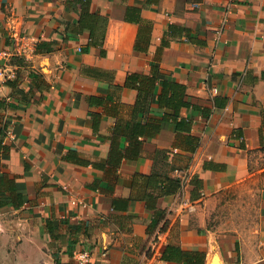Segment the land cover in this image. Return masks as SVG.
I'll return each mask as SVG.
<instances>
[{"label": "crops", "instance_id": "0c3cea01", "mask_svg": "<svg viewBox=\"0 0 264 264\" xmlns=\"http://www.w3.org/2000/svg\"><path fill=\"white\" fill-rule=\"evenodd\" d=\"M127 6L139 22L124 19ZM79 11L0 0V264H80L82 250L84 264H184L161 258L167 244L203 251L204 264H264V0H90L107 18L101 45L74 26ZM152 64L204 112L182 108L189 131L169 123L113 172L107 137L135 99L125 78ZM156 171L179 187L152 200ZM186 200L193 210L181 211Z\"/></svg>", "mask_w": 264, "mask_h": 264}, {"label": "trees", "instance_id": "16d2710c", "mask_svg": "<svg viewBox=\"0 0 264 264\" xmlns=\"http://www.w3.org/2000/svg\"><path fill=\"white\" fill-rule=\"evenodd\" d=\"M80 7L77 22L74 23L78 28H87L89 30V45H101L104 37L107 18L96 11H90V0H72ZM158 0H144V4L156 3ZM187 1V0H183ZM124 19L129 22H139L141 20L140 8L136 6H127L125 9ZM180 30L188 33L189 29L170 23L168 31ZM162 45H165L164 40ZM135 48L141 49L137 43ZM100 73H102L100 71ZM123 86L135 90V99L130 105L126 116H119L116 122L112 125L110 135L107 137L109 142L108 155L103 163L113 169L115 172L124 159H136L142 151L144 139L157 134L162 128L172 123L175 132L189 131L191 120L181 116L182 108L191 107L193 109L204 112L197 104L191 103L186 98L185 85L179 81L161 78L159 76V67L155 64L151 65L149 73L130 72L125 78ZM115 89H120L121 85L115 84ZM156 96V108L152 106V101ZM111 100L110 91L103 95H94L88 98L89 103L101 104ZM6 124L0 130V150L7 152L5 136ZM5 128V129H4ZM260 150L264 151V145L261 144ZM163 150L157 149L155 154L161 160ZM83 164H88L90 161L76 160ZM153 184L156 188V194H152V200L156 195L167 194L174 185V188L179 187L178 180L167 175H161L159 171L152 174ZM191 182L196 186L200 185L199 181L191 179ZM10 195L14 196L17 201H13V206L18 207L22 204L21 194L18 193L15 187H8ZM0 205L5 203L0 202ZM164 260L183 262L184 264H204L205 253L199 250H186L177 245L167 244L161 254Z\"/></svg>", "mask_w": 264, "mask_h": 264}, {"label": "built area", "instance_id": "2783aa9c", "mask_svg": "<svg viewBox=\"0 0 264 264\" xmlns=\"http://www.w3.org/2000/svg\"><path fill=\"white\" fill-rule=\"evenodd\" d=\"M6 56H7V51L5 49L0 48V79H3V77L5 76V66H6L5 59H6ZM7 134L8 135L11 134L10 131H8ZM180 209H181V211L183 209H187V210L191 211L194 209V202L186 200L182 203V207ZM154 235L155 236H153V240H154V244H156V246L153 249V255H155V252L157 250L159 251V248L162 245V236H161L162 234H161V232H157ZM161 254H162V250H161L160 256H161ZM75 256H76V259L78 260V262L80 264H84V263L88 262L90 259V253L88 250H82V251L76 252ZM138 264H152V259L146 258V259L140 261Z\"/></svg>", "mask_w": 264, "mask_h": 264}]
</instances>
